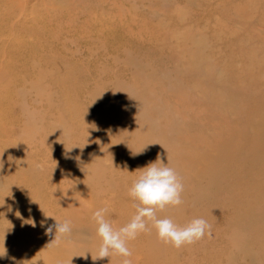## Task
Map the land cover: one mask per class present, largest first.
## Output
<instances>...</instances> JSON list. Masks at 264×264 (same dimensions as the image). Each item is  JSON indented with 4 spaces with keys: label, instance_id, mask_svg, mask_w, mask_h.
<instances>
[{
    "label": "rangeland",
    "instance_id": "1",
    "mask_svg": "<svg viewBox=\"0 0 264 264\" xmlns=\"http://www.w3.org/2000/svg\"><path fill=\"white\" fill-rule=\"evenodd\" d=\"M11 9L16 15L1 23L0 264H101L92 259L100 243L92 215L106 207L115 228L120 213L135 210L128 190L143 160L131 157L133 150L164 156L183 184L181 198L193 199L186 184L206 189L197 211L185 205L177 212L180 226L208 221L211 210L203 216L200 204L211 206V195L236 180L255 182V192L264 193L262 170L233 177L251 163L245 111L259 103L256 90L264 92V0H0V16ZM25 27L29 42L49 30L52 49L25 52L20 63L12 50ZM223 198L214 201L210 234L194 242L198 250L178 255L181 264L248 261L235 243L213 262L202 253L227 227L231 203ZM250 218L263 221L264 206ZM54 219L69 221L72 232L47 246Z\"/></svg>",
    "mask_w": 264,
    "mask_h": 264
},
{
    "label": "bare ground",
    "instance_id": "2",
    "mask_svg": "<svg viewBox=\"0 0 264 264\" xmlns=\"http://www.w3.org/2000/svg\"><path fill=\"white\" fill-rule=\"evenodd\" d=\"M17 11V9H15ZM14 9H11L7 14L1 15L0 16V48H3L5 45V41H2L1 38V33L3 35L4 31L1 30L3 22L6 24L8 21H11V18L16 15V11ZM40 19L42 17L40 16ZM46 21H47V16H46ZM37 22V20L35 21ZM14 25V24H11ZM85 26H87V23H85ZM42 29L41 33L43 35H35L32 37V42L26 41L27 38L26 36H30V31L28 28H22L21 33H19L18 36H15L14 40H16L12 52H17L16 58H18V62L23 63L22 61V55L25 52H31L32 55H37L35 54V50L40 49L42 52L43 50L46 49H52V47L49 45V41L46 40V32L49 30ZM81 32V36H85V28H79ZM24 33V34H22ZM51 35L55 34L54 31L50 32ZM22 34V35H21ZM87 39V38H86ZM44 43V45L36 46V44ZM55 42V41H53ZM19 45V46H18ZM49 45V46H48ZM9 47H7V50ZM90 49H96V45H90ZM102 51L104 48H102ZM99 52V51H98ZM13 54V53H12ZM36 56L33 58L35 59ZM14 61V60H13ZM34 74V73H33ZM34 76L37 78V76L34 74ZM253 79V78H252ZM96 81H99V78H97ZM255 84H261V81H255L253 80ZM37 89L40 88V82H38V85L36 86ZM257 96L256 98L258 99L259 103L253 104L252 107L250 108V111H245V114L247 116L246 122V132L245 134V139L249 142L251 145V149L249 151V155L251 157L250 160V165L246 167V171L243 174H239L242 170H236L234 172L233 177L235 179H241L244 177L245 174H251V176L254 175V172L262 170L264 172V126H261V122L264 121V92L262 89H257ZM19 94V92H16V95ZM48 97H50V94L48 93ZM110 96V95H109ZM110 97H114L113 94H111ZM115 98V97H114ZM15 103V102H14ZM14 103H10V109L14 106ZM9 108V107H8ZM122 115L121 113H119ZM7 116H9V113L7 112ZM242 116H244V112L242 113ZM257 118L256 122L253 123V119ZM263 135V137L261 136ZM134 135H124L123 139L128 142L133 141ZM225 144L220 142L219 146H217L218 149H221L224 147ZM123 149V148H122ZM143 149H144V144H143ZM125 149H123L124 151ZM131 157L140 156V159L143 160V167L141 170L149 163V162H155L157 157H148L146 156V153L144 151L133 150L132 153H130ZM145 157H147V161L145 160ZM122 160L123 157H120ZM162 159H164V156H161ZM245 158L239 157L238 162H243ZM124 166V163L121 162L120 168ZM209 169H213L212 167H209ZM94 174H93V173ZM121 175V171L118 172ZM88 177H92V179H97V175L93 170H88L87 171ZM238 177H237V176ZM99 179V178H98ZM252 180H257L261 182V177L260 176H254ZM251 181V180H250ZM123 182L127 183L129 182L128 180H124ZM232 183V179L230 180V184ZM232 187L228 190H226L225 193L221 195V192H216L217 195L212 194L211 195V200L212 205H207L204 206L205 202L201 203L200 206L198 207V210L200 213L205 217L208 215V212L210 211L209 214V220L207 221L209 223L210 218L214 214V212L218 209V202L214 203V201H217L220 199V197H224L223 201L224 202H230L231 203V212L225 214L223 216L224 222L227 224V227L225 228V232H222L221 239H220V245L221 247L219 248V243L217 242H211L207 244V248L202 250V253L204 254L205 258L209 259L210 261L217 256L222 255L221 251H224L227 249V243H235V246L241 251L247 252L246 258H248V261L245 259H242L241 262L242 264H264V234L260 235L259 234V227L264 224L263 221H258V220H253L250 218L251 215L256 214L257 209L260 207L264 206V193L263 194H258L255 191L258 190V185L255 182H246L241 180H236V182H233ZM186 189L184 193L186 192H193V199L190 198H182L183 204L179 207L176 208H168L164 212L159 213L160 216L162 217H168L171 218L176 224L180 225V220L177 219L178 215L177 212H182V208L185 205H189L190 212L192 211H197L194 209L197 204L207 198V194L205 193L206 189L202 187H193V185L188 186V184L185 185ZM113 188H116L113 186ZM198 190V194L195 192ZM253 191V192H249ZM240 195V196H238ZM238 196V197H237ZM79 201L76 199H73L71 204L74 208L77 210L81 208V205ZM204 206V208H203ZM210 206V207H209ZM66 207V206H65ZM91 208H95L94 206H90ZM119 207V206H118ZM124 208V207H123ZM136 209L131 212L130 214H122L120 213L119 216H117V219L119 218V221L117 222V225L115 228H119L124 226L126 223L130 221L132 216L135 214ZM207 214V215H206ZM203 218V217H201ZM116 219V220H117ZM185 225V224H184ZM183 225V226H184ZM247 229L249 230V233H247ZM262 231H264V227L261 228ZM236 233V235H235ZM255 233V236L252 234ZM226 241V243H225ZM260 243V245H259ZM128 247L132 251V257H133V264H181L180 261H178V255H182L183 253H188L192 249L196 248L198 250L200 248V244L193 243V245H186L183 246L179 249L172 247L170 245H166L163 242H161L156 235V232L154 229L151 231H145L141 234H139L136 239L128 241ZM257 249V250H256ZM179 251H181L180 254ZM119 256L113 255L110 258H105L102 260L101 264H119ZM222 260L225 259V257L221 258ZM230 261V257L227 259ZM247 261V262H246ZM121 264V263H120ZM221 264V263H220Z\"/></svg>",
    "mask_w": 264,
    "mask_h": 264
},
{
    "label": "clouds",
    "instance_id": "3",
    "mask_svg": "<svg viewBox=\"0 0 264 264\" xmlns=\"http://www.w3.org/2000/svg\"><path fill=\"white\" fill-rule=\"evenodd\" d=\"M139 171L140 175L128 190V195L136 202V212L128 223L114 228L105 218L108 212L106 207L94 211L92 220L96 224V236L100 241L96 256L92 257L94 261L116 255L122 257L121 264H132L129 259L132 251L128 247V241L152 229L161 242L177 249L202 239L206 233L210 234L211 225L203 218L192 219L180 226L171 218L159 215L170 207L176 208L183 204V184L168 162L164 163L158 155L155 162H149ZM71 232L69 221L55 220L54 224L46 228V234L54 233V239L47 246L60 244L70 237Z\"/></svg>",
    "mask_w": 264,
    "mask_h": 264
}]
</instances>
